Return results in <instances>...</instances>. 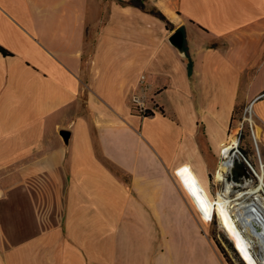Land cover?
<instances>
[{"label":"crops","instance_id":"1","mask_svg":"<svg viewBox=\"0 0 264 264\" xmlns=\"http://www.w3.org/2000/svg\"><path fill=\"white\" fill-rule=\"evenodd\" d=\"M128 1L0 0V264H234L200 220L264 136V0Z\"/></svg>","mask_w":264,"mask_h":264},{"label":"bare ground","instance_id":"2","mask_svg":"<svg viewBox=\"0 0 264 264\" xmlns=\"http://www.w3.org/2000/svg\"><path fill=\"white\" fill-rule=\"evenodd\" d=\"M247 119L253 123L252 116ZM253 134L257 143L264 147V136H259L257 127L253 129ZM243 166L252 183L245 184L246 189L241 192H229V187L224 184L223 190L218 191L216 197H211V210L216 216L218 227L227 233L242 262L264 264V233L258 232V221L261 224L263 222L254 211L245 209L246 206L232 204L238 202V196H248L256 191V184L253 183H261V178L264 181V171L260 175V171L251 166L249 159H243ZM215 179L223 182L219 172ZM255 246L259 248V253L254 252Z\"/></svg>","mask_w":264,"mask_h":264},{"label":"built area","instance_id":"3","mask_svg":"<svg viewBox=\"0 0 264 264\" xmlns=\"http://www.w3.org/2000/svg\"><path fill=\"white\" fill-rule=\"evenodd\" d=\"M142 80L143 77L140 78V81ZM261 97H264V93L261 94L258 98ZM131 104H132V109L136 111L138 114L144 116V114L147 112V110L145 109L144 101L138 95L135 94L131 97ZM247 117L248 118L251 117V104L246 109H244L242 122L235 130L231 142L220 151L219 167L214 173V176H217L218 172L220 173V178L221 180H223V184H226L227 187H229V192H236V188H239L248 183H252L250 178L239 176L236 172L232 173V169L235 163L243 165V159H250L251 166L255 167L258 171H260V175H262V171H264V161L261 158L258 143L254 138V134H253V123L250 122L247 119ZM244 122H246L249 127L248 130L252 142V152H253L251 156L245 153L242 145V139L244 136L243 133ZM255 184H256V191L254 193L248 196H238V202H233L232 204H234L235 206L244 205L246 206L245 209L254 211L263 222V224H261L258 221V232L263 234L264 233V181L261 178V183H255ZM216 195L217 192L215 193V197ZM212 220H214L213 217Z\"/></svg>","mask_w":264,"mask_h":264},{"label":"rangeland","instance_id":"4","mask_svg":"<svg viewBox=\"0 0 264 264\" xmlns=\"http://www.w3.org/2000/svg\"><path fill=\"white\" fill-rule=\"evenodd\" d=\"M264 92V91H263ZM238 112V111H237ZM239 113V112H238ZM237 113V114H238ZM248 124L246 122H244V134H245V137L248 138L249 137V130H246L248 129ZM254 128V127H253ZM261 152H262V155L264 157V152L262 150V148H260ZM253 154V152L251 153V155ZM262 158V156H261ZM263 159V158H262ZM250 160V159H249ZM251 162V161H250ZM215 182H216V186L218 187V191H222L223 190V187H224V184L223 182H218L216 179H215V176H214V179ZM256 181H254L253 184H255ZM246 187L243 185L239 188H236V191L237 192H241L243 190H245ZM214 200L212 201V205H214ZM211 197H210V203H209V213H210V220L207 224H204L202 223V221L200 220L201 224L203 225V231L204 233L209 237V238H213V240L218 243L222 248H223V251L226 253V255L230 257V259H232L231 262H233L234 264H244L242 262V260L239 258V255L238 253L236 252L233 244L230 242V240L227 238L228 235L225 231L221 230L219 227H218V224H217V220H216V216L215 214L213 213V210H211ZM199 215V214H198ZM212 217L214 218V220H212ZM212 220V221H211ZM230 242V243H229ZM231 244V245H230ZM259 248L258 247H254V252L255 253H259ZM257 250V252H256Z\"/></svg>","mask_w":264,"mask_h":264},{"label":"trees","instance_id":"5","mask_svg":"<svg viewBox=\"0 0 264 264\" xmlns=\"http://www.w3.org/2000/svg\"><path fill=\"white\" fill-rule=\"evenodd\" d=\"M119 2L122 3V1H119ZM144 2H145V0H129V1H128V4L133 5V6L139 8V9H141V10H147L151 15H153V16L159 18V19L162 20V21H165V23H166V27H167V26H168V23H167V21L165 20V18L163 17V15H162L158 10H156L154 7H147V6L145 5ZM177 31H180V32L183 33V29H182V28H181V29H178ZM183 46H184V48H185V42H184ZM0 52H1V54H2L3 56H8V55H10L8 52H6L5 50H3L2 48H0ZM189 68H190V63H189ZM149 115H151V113H150L149 111H147V112L144 114V116H149ZM230 245H231V244H230ZM216 246H217L218 250L220 251V253L223 255V257H224V258L227 260V262L229 263V262H230V261H229V258H228V256L226 255V253L223 251V248H222L218 243H216Z\"/></svg>","mask_w":264,"mask_h":264},{"label":"water","instance_id":"6","mask_svg":"<svg viewBox=\"0 0 264 264\" xmlns=\"http://www.w3.org/2000/svg\"><path fill=\"white\" fill-rule=\"evenodd\" d=\"M169 42L179 51H182L183 49V44H184V37L182 32L180 31H175L169 38ZM60 135L62 138L66 141L69 137V133L66 131H61ZM236 172L239 176H244L246 178H249L247 175L245 168L243 165H240L238 163L234 164V167L232 169V173ZM230 243V242H229Z\"/></svg>","mask_w":264,"mask_h":264},{"label":"flooded vegetation","instance_id":"7","mask_svg":"<svg viewBox=\"0 0 264 264\" xmlns=\"http://www.w3.org/2000/svg\"><path fill=\"white\" fill-rule=\"evenodd\" d=\"M228 239H229V237H227ZM230 240V239H229ZM230 242H231V240H230ZM232 243V242H231ZM233 244V243H232Z\"/></svg>","mask_w":264,"mask_h":264}]
</instances>
